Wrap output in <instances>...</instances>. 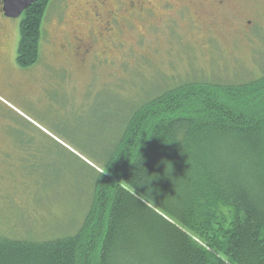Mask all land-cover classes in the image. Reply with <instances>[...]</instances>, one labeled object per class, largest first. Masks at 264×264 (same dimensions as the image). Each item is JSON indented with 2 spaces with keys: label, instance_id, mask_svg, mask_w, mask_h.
Wrapping results in <instances>:
<instances>
[{
  "label": "rangeland",
  "instance_id": "1",
  "mask_svg": "<svg viewBox=\"0 0 264 264\" xmlns=\"http://www.w3.org/2000/svg\"><path fill=\"white\" fill-rule=\"evenodd\" d=\"M104 1L96 21L94 3L51 0L40 60L29 68L16 61L22 18L3 17L0 235L41 242L74 235L82 225L91 200L87 172L79 162L58 159L50 139L70 150L72 142L107 148L130 112L160 88L191 80L237 84L264 74V0H223L222 6L220 0H165L173 7L150 0V12L136 3L134 15L124 12L121 22L109 23L111 36L104 24L116 0ZM75 35L87 46L97 40L93 51L68 49Z\"/></svg>",
  "mask_w": 264,
  "mask_h": 264
},
{
  "label": "trees",
  "instance_id": "2",
  "mask_svg": "<svg viewBox=\"0 0 264 264\" xmlns=\"http://www.w3.org/2000/svg\"><path fill=\"white\" fill-rule=\"evenodd\" d=\"M50 2L23 14L21 68L40 60ZM167 87L130 112L107 148L50 139L58 159L87 172L89 209L71 236L0 235V264H264V74Z\"/></svg>",
  "mask_w": 264,
  "mask_h": 264
},
{
  "label": "flooded vegetation",
  "instance_id": "3",
  "mask_svg": "<svg viewBox=\"0 0 264 264\" xmlns=\"http://www.w3.org/2000/svg\"><path fill=\"white\" fill-rule=\"evenodd\" d=\"M84 2H86L87 4H95V7L94 6H90V8H94L95 10L92 11L91 10V13H93V17L95 18L96 21H99L101 20V14L99 13V11H101V9H106V1L104 0H82ZM149 1L150 0H116V7L114 8V12L111 11L109 14H110V17H109V20L107 21L106 24H104V30L105 32L107 33L108 36H111L112 34H110L112 32V28H111V25H109V23L111 24V22H121L123 19H125L126 17L124 16V12L128 15V16H132L135 14L136 12V8H135V5L136 3H142L143 4H146V8L142 9L141 11L142 12H150L151 10L153 9H149L148 6H149ZM156 1L157 3H159V1L161 2L162 0H154ZM4 1L3 0H0V54H2V58L5 57V43H6V33L4 31V26H3V17L6 18L4 12H3V7H4ZM166 3V4H169L173 7L171 1H165L163 0L162 1V5ZM193 8H192V11L194 10V5L193 3H191ZM218 4L219 5H223V0H220L218 1ZM69 4L67 2V8H68ZM112 9V8H111ZM186 9L190 10L191 11V8H190V5H186ZM139 11V10H138ZM192 11H191V15L189 17V22H195L194 20V16L192 14ZM195 11V10H194ZM23 17V16H22ZM21 17V18H22ZM94 32V31H93ZM92 34V37H93V33ZM94 34H96L94 32ZM2 38V39H1ZM68 40V39H67ZM66 40V41H67ZM97 42V40H96ZM96 42H93V44L87 46L84 42V40L75 35L74 38H73V43H67L68 44V49H73L75 54H78L81 52V48L83 50V53L84 54H88L89 52H92L93 49H94V43ZM59 42H52V44H57ZM81 47V48H80ZM73 50H68L70 52H72ZM59 51L61 53H65V48L62 46V44L59 43ZM7 71H9L10 73L13 72L12 68H8ZM10 73H9V77H12L10 76ZM8 77V78H9Z\"/></svg>",
  "mask_w": 264,
  "mask_h": 264
},
{
  "label": "water",
  "instance_id": "4",
  "mask_svg": "<svg viewBox=\"0 0 264 264\" xmlns=\"http://www.w3.org/2000/svg\"><path fill=\"white\" fill-rule=\"evenodd\" d=\"M3 12L7 18L19 19L38 0H3Z\"/></svg>",
  "mask_w": 264,
  "mask_h": 264
}]
</instances>
